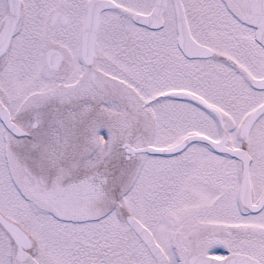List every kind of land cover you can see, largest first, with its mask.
Returning a JSON list of instances; mask_svg holds the SVG:
<instances>
[{
	"label": "snow or ice",
	"instance_id": "6c2138e0",
	"mask_svg": "<svg viewBox=\"0 0 264 264\" xmlns=\"http://www.w3.org/2000/svg\"><path fill=\"white\" fill-rule=\"evenodd\" d=\"M0 264H264V0H0Z\"/></svg>",
	"mask_w": 264,
	"mask_h": 264
}]
</instances>
